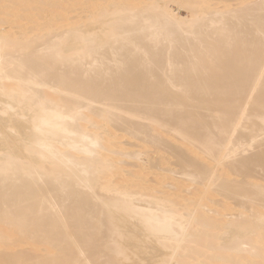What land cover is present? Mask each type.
<instances>
[{
    "label": "bare ground",
    "instance_id": "bare-ground-1",
    "mask_svg": "<svg viewBox=\"0 0 264 264\" xmlns=\"http://www.w3.org/2000/svg\"><path fill=\"white\" fill-rule=\"evenodd\" d=\"M0 264H264V0H0Z\"/></svg>",
    "mask_w": 264,
    "mask_h": 264
},
{
    "label": "rangeland",
    "instance_id": "rangeland-1",
    "mask_svg": "<svg viewBox=\"0 0 264 264\" xmlns=\"http://www.w3.org/2000/svg\"><path fill=\"white\" fill-rule=\"evenodd\" d=\"M171 8L174 11V13L176 14V16L180 19L186 18L190 15V12L187 8H179L178 6H172Z\"/></svg>",
    "mask_w": 264,
    "mask_h": 264
}]
</instances>
